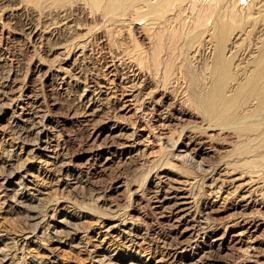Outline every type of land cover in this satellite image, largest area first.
I'll return each instance as SVG.
<instances>
[{
    "label": "rangeland",
    "instance_id": "rangeland-1",
    "mask_svg": "<svg viewBox=\"0 0 264 264\" xmlns=\"http://www.w3.org/2000/svg\"><path fill=\"white\" fill-rule=\"evenodd\" d=\"M180 1L161 0L159 13L143 8L137 15L146 19L132 14L119 24L83 0H0V264L264 262V226L245 235L255 251L228 240L210 246L241 229H227L229 217L217 209L246 197L250 210L231 212L233 218L253 220L264 211L261 191L244 186L242 170L222 164L250 156L255 143L234 148L228 137L218 145L223 151L178 160L179 130H163L167 124L142 97L152 89L145 76L153 68L151 46L138 35L144 25L153 33L151 23ZM181 41L171 63L201 74L208 58L192 59ZM157 74L154 83L165 91V70ZM179 78L168 92L191 102L194 76ZM187 202L193 212L181 220L173 210Z\"/></svg>",
    "mask_w": 264,
    "mask_h": 264
},
{
    "label": "bare ground",
    "instance_id": "bare-ground-1",
    "mask_svg": "<svg viewBox=\"0 0 264 264\" xmlns=\"http://www.w3.org/2000/svg\"><path fill=\"white\" fill-rule=\"evenodd\" d=\"M49 1L53 2L54 5L59 6H64L68 5L69 3L75 2V0ZM84 2L91 8L95 7L97 9L99 8L98 10L101 9L104 13L103 17L105 18V20H109L108 18L112 17V23H114V20L116 19V22H118L119 24L125 22L123 20L126 19V16L128 15H137L140 9L141 11L143 8H147L145 10H148L149 7V16L150 14H152V12L155 13V11H158L157 13H159L160 8L158 6L160 4L161 7L163 6L161 0H83V3ZM164 5L165 7H167L166 3ZM172 6L173 5H171V7ZM172 8L171 10L169 8L170 11L165 13L164 16L162 15L159 19L154 16L157 20L154 21L155 23H151L154 29L156 27L153 33H151L149 28H147V25H144L141 28V33H139L138 35L141 42L147 45L150 44L151 46V60L147 59L148 61H150V64L146 65L148 66L149 71L153 68V70L150 71V74L147 77L145 76V78H147L146 80L149 84V88L152 87V89L150 90V92H148V96L146 95L147 97H144L145 95L142 97H149V103L153 107L152 110L167 124L164 126V128L166 127V129L163 130L170 129L172 126L176 127L174 128V130H179V136L178 139L176 138L177 141L175 144V156L178 160H190V158H193V155L200 154L206 149L213 150L214 152L223 151V148L218 149V145L220 143L228 142V140H225V138L228 137L236 139L237 145H234V148H237L238 145H243V147L248 150L249 147H246L245 145L254 142L255 146L248 150V153L251 154L250 156H243L237 162L223 163L222 160L221 162L226 169H231L232 171L242 170V172H240L242 173L241 175L245 174L244 176L248 178V183H246L247 185L245 184L244 186L248 188L249 186H251L250 188H253L255 185L256 188L253 190L261 191L260 198L262 197L261 203H263L264 191L262 190L264 189V0H181L177 6L175 5V8L173 10ZM145 10H143L142 12H144ZM143 17L145 18L144 13L143 15H137L135 18L144 19ZM109 21H111V19ZM143 31L144 33H142ZM180 40L183 41L185 47L191 50L192 59L201 56V53H203V55L208 58L204 69L202 68L203 70L201 74H198L196 69L188 67V63L187 65H185V62L182 64L176 63V65L173 62L175 66L172 65L173 63H171V60L176 53V49H178L177 46L179 45ZM179 51H182V49ZM160 69L161 71L165 70L166 78L165 80L163 79L165 81V91H163V87L159 89V85H157L158 83L156 84V86L153 80V77L155 75H159L157 73L160 72ZM180 73L181 76L184 74L187 75V73H189V75L191 74L192 77L194 76L192 84L193 87L191 89L193 98L191 99V102L184 99H179L177 95L168 92L169 85L174 88V86H177L179 84ZM165 75H163V77ZM162 127L163 126H161L160 128ZM174 132L176 133V131ZM174 136L173 138H175ZM168 138H166L165 140L166 146H168V144L169 146L170 144L172 145V143H170V140L172 142L173 138ZM241 175L240 177H242ZM239 179L241 180L242 178ZM209 186L211 188L214 187V183ZM218 196L219 195H217V197ZM247 197H249V195ZM245 198L241 197V200L239 199L240 201L237 205H230L228 206V208H223V210L217 209L218 212L221 211L229 217L226 227L227 229L231 227H240L241 229L237 234H233L231 236H227V232L219 234V239L214 240L210 244L212 250H214V243L220 242L219 244H221L224 241L226 242V240L233 242L234 245H236L237 248L240 249V251L243 247H246V250L252 249L254 251L258 248H256L254 245H250V240L246 241L247 238L245 235L248 234L249 238L251 239V235L253 233L257 232L259 228H263L264 211H260L257 214V218H255V216V219L253 220L248 218L238 219V216L236 218H233V213H231L236 212L237 210H250L251 203L248 202ZM212 202L213 208H215L216 206L214 204L217 201L215 202L214 200ZM189 205L191 204L188 202L182 204L180 203L175 206L173 213L176 216L180 217L181 220H186L189 217L191 211L193 212V210H189ZM182 206L184 208H182ZM229 213H231L232 218L229 216ZM251 213H249V215ZM245 215L243 217H248V215ZM168 217H170V215ZM250 217L251 216H249V218ZM43 221H45V219L42 220V222ZM179 223L180 222H178V224ZM25 241L27 240L25 239ZM18 245L20 246L19 243ZM13 246L17 245L13 244ZM4 247L6 246L4 245ZM245 253L247 252L245 251ZM244 259L246 260V258ZM247 259L248 261L250 260L249 258ZM252 262L253 261H250L247 264H251ZM260 264H264V262H261Z\"/></svg>",
    "mask_w": 264,
    "mask_h": 264
}]
</instances>
